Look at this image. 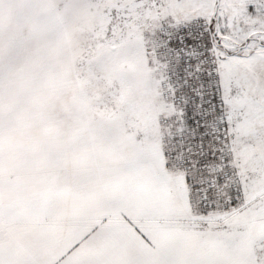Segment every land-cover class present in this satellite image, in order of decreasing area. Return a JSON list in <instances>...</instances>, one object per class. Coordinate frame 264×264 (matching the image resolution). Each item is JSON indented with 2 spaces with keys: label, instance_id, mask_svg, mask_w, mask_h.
<instances>
[{
  "label": "snow or ice",
  "instance_id": "obj_1",
  "mask_svg": "<svg viewBox=\"0 0 264 264\" xmlns=\"http://www.w3.org/2000/svg\"><path fill=\"white\" fill-rule=\"evenodd\" d=\"M0 264H264V0H0Z\"/></svg>",
  "mask_w": 264,
  "mask_h": 264
}]
</instances>
